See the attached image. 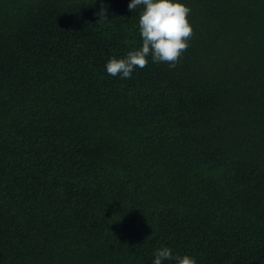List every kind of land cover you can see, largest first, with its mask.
I'll use <instances>...</instances> for the list:
<instances>
[{"label": "trees", "instance_id": "1", "mask_svg": "<svg viewBox=\"0 0 264 264\" xmlns=\"http://www.w3.org/2000/svg\"><path fill=\"white\" fill-rule=\"evenodd\" d=\"M130 2L0 0V264H264V0H180L176 66L121 78Z\"/></svg>", "mask_w": 264, "mask_h": 264}, {"label": "clouds", "instance_id": "2", "mask_svg": "<svg viewBox=\"0 0 264 264\" xmlns=\"http://www.w3.org/2000/svg\"><path fill=\"white\" fill-rule=\"evenodd\" d=\"M143 8L139 16V32L142 46L129 51L123 58H111L106 71L112 76L130 78L134 69H143L149 63L166 62L175 67L180 57L190 47L189 41L194 30L188 19L191 9L180 0H131L130 11ZM103 9V5H102ZM101 12L105 13L104 10ZM175 260L176 264H197L195 258L173 256L171 249L161 247L155 252L153 264Z\"/></svg>", "mask_w": 264, "mask_h": 264}]
</instances>
